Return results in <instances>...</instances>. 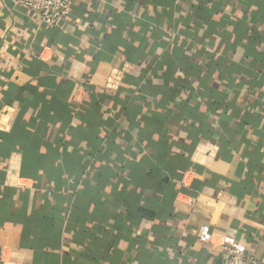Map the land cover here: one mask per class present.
Masks as SVG:
<instances>
[{
	"label": "crops",
	"instance_id": "obj_1",
	"mask_svg": "<svg viewBox=\"0 0 264 264\" xmlns=\"http://www.w3.org/2000/svg\"><path fill=\"white\" fill-rule=\"evenodd\" d=\"M231 242L264 261V0H75L57 27L0 0V264Z\"/></svg>",
	"mask_w": 264,
	"mask_h": 264
},
{
	"label": "built area",
	"instance_id": "obj_2",
	"mask_svg": "<svg viewBox=\"0 0 264 264\" xmlns=\"http://www.w3.org/2000/svg\"><path fill=\"white\" fill-rule=\"evenodd\" d=\"M13 8H23L33 11L39 15L40 24L57 27L70 14L75 0H8ZM43 54L39 55L42 59ZM109 76L103 83L105 88H112ZM211 233L207 227H202L198 239L201 243H209ZM222 264H264L257 260L252 254L247 253L246 247L240 242H231L222 246ZM0 261L5 262L1 254Z\"/></svg>",
	"mask_w": 264,
	"mask_h": 264
}]
</instances>
